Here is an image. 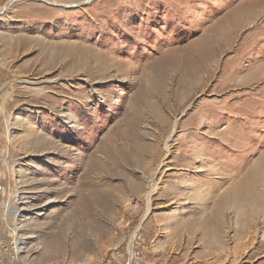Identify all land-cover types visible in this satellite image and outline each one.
<instances>
[{
  "label": "rangeland",
  "instance_id": "rangeland-1",
  "mask_svg": "<svg viewBox=\"0 0 264 264\" xmlns=\"http://www.w3.org/2000/svg\"><path fill=\"white\" fill-rule=\"evenodd\" d=\"M3 7L0 264H264V0Z\"/></svg>",
  "mask_w": 264,
  "mask_h": 264
},
{
  "label": "bare ground",
  "instance_id": "bare-ground-1",
  "mask_svg": "<svg viewBox=\"0 0 264 264\" xmlns=\"http://www.w3.org/2000/svg\"><path fill=\"white\" fill-rule=\"evenodd\" d=\"M11 2V1H10ZM10 2H9V4H10ZM8 4V3H7ZM4 9V7L0 10V12L2 11ZM234 16L232 15V16H229L227 19L228 20H233L234 18H233ZM233 18V19H232ZM223 27V25L222 24H220V25H218V26H216V28L214 29V33H218V31L221 29ZM211 41H212V39H211ZM194 48V47H193ZM195 50H199V46H196L195 48H194ZM192 52H193V50L192 51H190V54H192ZM205 56V55H204ZM204 58V57H203ZM202 59V58H201ZM169 61H170V59H169ZM203 61V60H202ZM201 61V62H202ZM168 62V61H167ZM193 64V63H192ZM195 64V63H194ZM105 65V64H104ZM195 72V71H194ZM189 73V72H188ZM192 76V75H191ZM190 77V76H189ZM175 127V126H174ZM207 141V140H206ZM264 156V153L261 155V159L262 158H264L263 157ZM192 160V159H191ZM258 164V163H257ZM261 169V168H260ZM254 174V172H252L251 173V175H253ZM247 178H250L249 176H247ZM255 179V178H254ZM257 179V178H256ZM252 180H253V178H252ZM244 182V181H243ZM246 182V181H245ZM249 182V181H248ZM253 183H254V180L252 181ZM239 184V183H238ZM240 184H241V182H240ZM239 184V185H240ZM248 184V183H247ZM246 184V185H247ZM246 185H244V186H246ZM249 186H246V187H248L249 188V190L251 191V194L254 192V184H252V183H249L248 184ZM243 186V185H242ZM241 186V187H242ZM255 187H257V186H255ZM197 188V187H196ZM153 191V188H152V190L150 191V192H152ZM244 191V190H243ZM150 196H151V193L150 194H148L147 195V199H146V202H147V208H148V204H149V201H150ZM250 198H251V196H250ZM251 200H253V199H251ZM232 201V200H231ZM257 207V206H256ZM146 208V214L148 213V209Z\"/></svg>",
  "mask_w": 264,
  "mask_h": 264
},
{
  "label": "built area",
  "instance_id": "built-area-1",
  "mask_svg": "<svg viewBox=\"0 0 264 264\" xmlns=\"http://www.w3.org/2000/svg\"><path fill=\"white\" fill-rule=\"evenodd\" d=\"M141 240H142V238H138V240L136 239V241H135V243H136V245H135V250L133 251V250H131V251H133V253H130L128 250H127V253H129V262H131V261H133V264H139L142 260H141V256H142V252H143V250H142V247H141ZM2 249H3V251H6L7 250V248L6 247H3L2 246Z\"/></svg>",
  "mask_w": 264,
  "mask_h": 264
},
{
  "label": "crops",
  "instance_id": "crops-1",
  "mask_svg": "<svg viewBox=\"0 0 264 264\" xmlns=\"http://www.w3.org/2000/svg\"><path fill=\"white\" fill-rule=\"evenodd\" d=\"M8 264H18V260H16L15 255L13 256V259L12 260H9V263Z\"/></svg>",
  "mask_w": 264,
  "mask_h": 264
}]
</instances>
